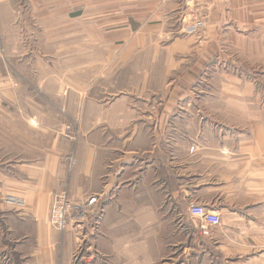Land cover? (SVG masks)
<instances>
[{"label": "crops", "instance_id": "obj_1", "mask_svg": "<svg viewBox=\"0 0 264 264\" xmlns=\"http://www.w3.org/2000/svg\"><path fill=\"white\" fill-rule=\"evenodd\" d=\"M52 1L32 8L47 51L0 56V264H74V235L48 222L64 189L74 201L96 195L102 208L84 264H264V103L223 104L213 117L211 104L171 99L212 57L216 31L264 32V0H79L78 12ZM15 5L0 0L2 37L19 28ZM200 9L202 49L144 34L194 28L185 11ZM252 45L264 54V42ZM165 63L167 101L164 81L153 85ZM192 201L220 215L208 236L187 213Z\"/></svg>", "mask_w": 264, "mask_h": 264}, {"label": "rangeland", "instance_id": "obj_2", "mask_svg": "<svg viewBox=\"0 0 264 264\" xmlns=\"http://www.w3.org/2000/svg\"><path fill=\"white\" fill-rule=\"evenodd\" d=\"M55 1L57 6L61 5L58 0H53L52 2L54 3ZM14 2L16 4L14 7L20 9V15H15V18L20 19V23L17 24L19 28H16L14 25V30L5 31L3 37L0 36V56L5 59L9 56L18 57L22 54L32 55L39 54L40 52L44 53V51H47L42 44L44 39L42 30L44 18H41L43 16H35L34 13H32V8L43 9L45 7L44 0H14ZM68 3L71 9L77 10L76 12L79 11V8H82V5L79 4V0H69ZM198 3H202V0ZM63 5H65V3ZM68 6L65 5V7ZM196 6L197 3L194 5V8ZM190 14H193V12L185 11V17H187L184 23L187 25L194 24V28L190 26L189 29L185 28L183 31L177 32L175 30L145 31L144 34L146 37L157 39L161 44L170 41L171 37L178 36V42L181 43L183 47L190 48L196 46V50H198L197 48L202 49V47H198V45L202 44L208 37V32L205 31V25H203L204 19L202 20L204 16L203 9H200V14H198V16L195 13V15L188 18ZM33 15L35 16L34 18L32 17ZM182 17H180L179 14L178 16H172L169 20V23L172 22L171 29L179 22H182ZM196 17L201 19H197ZM232 22V26H235L236 21ZM261 22H264V20H261ZM239 24L245 27L248 26V28L236 30L235 27H233V30L225 28L224 30L216 31V33L212 32L215 36H213V38H218L216 45L213 47L212 57L199 65L200 69L196 72L195 77L189 81V84H185L183 81L182 83L184 86L179 85V94L171 97L173 101L211 104V113L213 117L226 113L219 110L221 108L220 106L223 104L264 103V54L263 50L260 48V52L258 51L256 48L258 46L252 49V46H255L252 45L253 43L264 42V40L255 41L260 35L262 38L264 32L252 30L250 27L253 25ZM236 35L241 38L240 40L248 42L247 47H245L242 52L244 56L238 53V48L235 45ZM80 37H82V35ZM219 38L222 39L221 42ZM185 64L192 65V63L185 61L182 67H184ZM11 65L15 66L14 63H11ZM167 65H170V63L158 65V67L161 66L159 68L161 70L160 76L164 73V79L161 80L158 78L153 81V85L157 87L162 86L160 83L164 81V101L169 99L172 89L167 83L170 78H166L165 75L167 73ZM180 69L181 68L178 70L180 71ZM177 72L178 71L175 70L170 73L175 74ZM171 74H169V77L172 76ZM26 78L34 82L36 81L34 76ZM230 113L232 112H227V114ZM68 124L74 128L77 135L78 131L73 126V123L69 121ZM64 130L67 132L65 127ZM73 262L76 264V261L73 260ZM77 263H79V259Z\"/></svg>", "mask_w": 264, "mask_h": 264}, {"label": "built area", "instance_id": "obj_3", "mask_svg": "<svg viewBox=\"0 0 264 264\" xmlns=\"http://www.w3.org/2000/svg\"><path fill=\"white\" fill-rule=\"evenodd\" d=\"M65 129L72 137L76 135V131L71 125H66ZM66 161L71 168L74 161L73 154L67 155ZM3 200L6 204L17 208L23 207L25 203L23 198L11 194H6ZM101 209L98 206V197L96 195H89L83 200L74 201L69 197L67 190L64 189L55 192L52 196L48 222L53 229L59 232L69 231L74 235L76 246L73 258L76 264L89 262V259H86L80 252L88 237L86 230H98ZM187 213L196 220V225L204 236L210 234L212 226L220 224L218 212L208 209L199 203L189 202ZM78 259L79 263H77Z\"/></svg>", "mask_w": 264, "mask_h": 264}]
</instances>
